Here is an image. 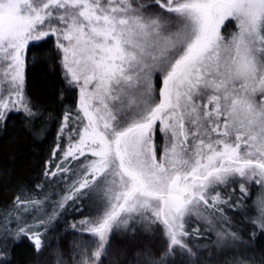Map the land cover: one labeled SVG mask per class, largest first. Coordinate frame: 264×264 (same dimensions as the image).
<instances>
[{
    "label": "snow or ice",
    "instance_id": "6c2138e0",
    "mask_svg": "<svg viewBox=\"0 0 264 264\" xmlns=\"http://www.w3.org/2000/svg\"><path fill=\"white\" fill-rule=\"evenodd\" d=\"M47 44L53 101L28 91ZM17 117L52 143L0 204V264L25 241L37 264H264V0H0V135Z\"/></svg>",
    "mask_w": 264,
    "mask_h": 264
},
{
    "label": "trees",
    "instance_id": "16d2710c",
    "mask_svg": "<svg viewBox=\"0 0 264 264\" xmlns=\"http://www.w3.org/2000/svg\"><path fill=\"white\" fill-rule=\"evenodd\" d=\"M55 55L54 44L32 48L29 52L28 91L34 98L56 100L60 90L65 87ZM32 60H35L34 64L31 63ZM65 99L68 103L75 102L72 96H66ZM51 143L50 135L46 142L34 144L32 138L23 131L18 117L9 123L8 132L0 135V204L11 199L17 184L36 179ZM67 219L71 221L72 217ZM125 244L126 241L117 238L114 241L113 255L119 256L115 245ZM132 255L133 252L129 250L127 258L131 259ZM13 260L14 264H37V258L27 241L15 249Z\"/></svg>",
    "mask_w": 264,
    "mask_h": 264
}]
</instances>
